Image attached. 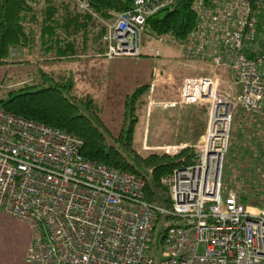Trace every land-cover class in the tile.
<instances>
[{"label": "built area", "instance_id": "obj_1", "mask_svg": "<svg viewBox=\"0 0 264 264\" xmlns=\"http://www.w3.org/2000/svg\"><path fill=\"white\" fill-rule=\"evenodd\" d=\"M69 1L104 26V58L145 51L161 57L160 49L142 46L146 22L175 0H133L108 20L89 0ZM191 2L194 25L185 38L163 33L156 40L179 46L182 63L203 64L211 74L175 85L153 71L146 95L148 114L206 107L197 144L159 149L168 157L194 152L192 164L160 179L170 208L144 200L143 177L84 157L78 136L0 107V211L31 231L26 264H264V207L242 203L244 185L223 183L235 105L249 113L264 109V0ZM226 71L235 97L220 89ZM159 220L169 225L155 250Z\"/></svg>", "mask_w": 264, "mask_h": 264}, {"label": "trees", "instance_id": "obj_2", "mask_svg": "<svg viewBox=\"0 0 264 264\" xmlns=\"http://www.w3.org/2000/svg\"><path fill=\"white\" fill-rule=\"evenodd\" d=\"M89 1L93 11L105 20L111 18L109 12L127 10L133 2ZM191 1L175 0L170 6L149 17L146 22L148 35L155 40L163 33H171L180 40L185 38L194 25ZM56 2L57 0H43L44 7L38 9L40 0H0V66L9 64L13 48L28 45L32 48L39 44L41 50H33L32 54L37 53L39 58L49 57L53 60H71L87 55V50L96 55L105 52L106 47L102 42L104 26L96 25L90 15L82 13L73 4L70 9L63 1L59 4ZM46 75L44 72L40 73L43 78ZM28 85L23 84L20 89L10 91L6 99L0 100V107L25 119L78 136L83 141L81 151L84 157L143 177L144 200L170 208L167 191L160 185V179L174 168L192 164L194 152L191 148L182 150L175 157L161 156L156 152L142 155L130 145L134 119L130 120L128 135L125 137L121 134L114 139L117 144H109L102 132L105 131L103 123L93 109L91 98L88 95L80 98L70 96L74 87L70 77L39 89L35 85ZM148 87L149 83L138 87L127 97L126 107H130L128 113L132 115L133 104L137 100L140 106H146ZM81 109L88 114L81 112ZM239 114L241 119L236 121L233 113L229 148L235 153L234 160L241 161V170L245 173L242 185L246 195L242 193V203L250 200L252 203L249 206L260 209L264 207V109L259 113H249L241 109ZM192 128L191 142L195 143L205 133L206 117L195 114ZM253 185L255 188H252ZM153 232V247L156 250L157 237L163 229L155 225Z\"/></svg>", "mask_w": 264, "mask_h": 264}, {"label": "rangeland", "instance_id": "obj_3", "mask_svg": "<svg viewBox=\"0 0 264 264\" xmlns=\"http://www.w3.org/2000/svg\"><path fill=\"white\" fill-rule=\"evenodd\" d=\"M62 1L64 4H68L70 9L72 8L73 5L69 0H57L56 4ZM40 3L38 9L44 7L43 0H40ZM142 46L145 50L147 47L160 49L161 57H151L145 51L141 57L107 59L102 54L96 55L91 50H87V55L71 60L54 61L51 59L50 61L35 63L36 65H29L25 62L22 69H12L8 77H13L12 75L21 70L24 75H34L31 78L32 81L21 80L15 82L12 87H9L11 84H7L9 81H6L0 89V100L6 99L10 91L20 89L23 84L35 85V88L39 89L54 85L55 82H62L70 77L74 84L70 96L80 98L88 95L91 98L94 104L93 109L105 129L102 132L109 144H117L114 139L121 134L125 137L128 135L130 120L132 119L135 121L131 128L130 145L132 149L142 155L150 152H156L160 155L159 149L167 145L191 146L197 144L202 137L198 142H191L190 129H193L195 114L206 117L204 105L180 109L157 107L148 114L146 106H140L139 100H137L133 104L134 108L131 115L128 113L130 107H126V100L138 87L151 82L153 71H164L170 78H173V83L178 85L184 77L210 76L209 68L200 63H182L177 56L180 50L179 46L157 42L149 35L143 37ZM37 58L34 57L35 60ZM42 71L47 74L44 78L40 76ZM220 75L222 77L221 91L235 97L238 94V88L232 82L230 73L227 71L220 72ZM240 111V107L235 105L236 121L241 119ZM81 112L88 114L82 109ZM233 155L235 153L229 148L223 169V183L231 187L236 182L241 185L243 176H245L241 170V161L234 160ZM250 203L252 202L247 200L244 205L247 206ZM170 223H174V221L172 220ZM168 225L169 223L163 225V222L160 221L158 228L164 229ZM31 238V231L26 224L0 211V264H26L25 256Z\"/></svg>", "mask_w": 264, "mask_h": 264}, {"label": "crops", "instance_id": "obj_4", "mask_svg": "<svg viewBox=\"0 0 264 264\" xmlns=\"http://www.w3.org/2000/svg\"><path fill=\"white\" fill-rule=\"evenodd\" d=\"M36 43V42H34ZM38 43V42H37ZM30 45L25 46V47H16L12 49L11 56L9 59V64L0 66V89L2 86L5 84L6 81H9V84H11L9 87H12V85L15 82H19L21 80L28 81L31 80L34 75H24L22 74L21 70L19 72H16L15 75H12L13 77H8L9 72L14 69V68H23L25 62H27L29 65H36L35 63H41L44 61H50L53 58H37V53L32 54L33 50H41L40 45L38 44L37 46L35 45L34 47H29ZM34 57L37 58V60L34 59ZM60 60H65V59H54V61H60ZM18 71V70H17ZM43 72V71H42ZM8 88V87H7Z\"/></svg>", "mask_w": 264, "mask_h": 264}]
</instances>
